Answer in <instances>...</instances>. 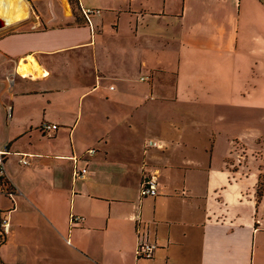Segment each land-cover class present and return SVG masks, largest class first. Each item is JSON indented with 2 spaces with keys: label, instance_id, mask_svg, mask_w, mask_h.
Segmentation results:
<instances>
[{
  "label": "crops",
  "instance_id": "1",
  "mask_svg": "<svg viewBox=\"0 0 264 264\" xmlns=\"http://www.w3.org/2000/svg\"><path fill=\"white\" fill-rule=\"evenodd\" d=\"M26 1L0 27L4 264H264V0Z\"/></svg>",
  "mask_w": 264,
  "mask_h": 264
},
{
  "label": "built area",
  "instance_id": "2",
  "mask_svg": "<svg viewBox=\"0 0 264 264\" xmlns=\"http://www.w3.org/2000/svg\"><path fill=\"white\" fill-rule=\"evenodd\" d=\"M93 11V9L88 7H82L83 14L88 17L89 14ZM9 81L12 82L13 78L12 76L9 77ZM7 115H10V105L7 106ZM57 127L56 123L48 122V121H42L40 123L39 129L44 134H50V132ZM145 147H158L163 148L164 142L161 139H152L149 138L144 143ZM90 152H93L94 149L90 148ZM11 150L9 149V144L4 143L0 145V193L5 194L11 198H13L14 195L17 193H20L19 188L16 186V184L12 181L10 178L5 161L7 158L8 153H10ZM20 155L19 162L26 164L29 163L28 160V154L22 153V152H16ZM73 161V174L74 176H83L87 171L88 168L86 166H78V157L77 155L73 154L71 156ZM139 193L140 196H157L159 191V181H158V175L157 171L155 169L148 170L143 173L140 187H139ZM82 219V216L78 214H70V224L79 221ZM137 231H138V240L135 247V255L138 257H145V258H151L154 254L155 249L157 248V243L153 240H150L146 233L142 232L139 229V225H137ZM11 232V221H10V215L7 212H3L0 214V241H4L6 237ZM0 264H4L3 260L0 258Z\"/></svg>",
  "mask_w": 264,
  "mask_h": 264
},
{
  "label": "bare ground",
  "instance_id": "3",
  "mask_svg": "<svg viewBox=\"0 0 264 264\" xmlns=\"http://www.w3.org/2000/svg\"><path fill=\"white\" fill-rule=\"evenodd\" d=\"M29 8L26 0H0V17H2L6 24L16 23L28 16ZM26 71V67L23 64Z\"/></svg>",
  "mask_w": 264,
  "mask_h": 264
},
{
  "label": "rangeland",
  "instance_id": "4",
  "mask_svg": "<svg viewBox=\"0 0 264 264\" xmlns=\"http://www.w3.org/2000/svg\"><path fill=\"white\" fill-rule=\"evenodd\" d=\"M28 8H29L28 16H27L26 18H24V19L18 21V22H23V21H25V20H29V19H32V18H33V15H34V4L32 3V6H29V5H28ZM18 22L14 23V24H17ZM6 25H7V24H6ZM6 25H5V26H6ZM26 67H27V65H26Z\"/></svg>",
  "mask_w": 264,
  "mask_h": 264
},
{
  "label": "water",
  "instance_id": "5",
  "mask_svg": "<svg viewBox=\"0 0 264 264\" xmlns=\"http://www.w3.org/2000/svg\"><path fill=\"white\" fill-rule=\"evenodd\" d=\"M5 25H6L5 20L2 17H0V27H3Z\"/></svg>",
  "mask_w": 264,
  "mask_h": 264
}]
</instances>
